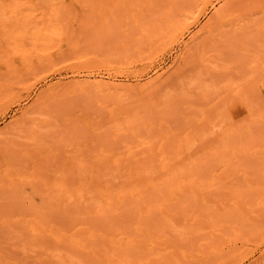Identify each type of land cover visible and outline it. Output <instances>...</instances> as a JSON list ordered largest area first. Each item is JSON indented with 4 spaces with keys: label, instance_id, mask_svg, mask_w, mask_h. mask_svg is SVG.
I'll return each instance as SVG.
<instances>
[{
    "label": "rangeland",
    "instance_id": "1",
    "mask_svg": "<svg viewBox=\"0 0 264 264\" xmlns=\"http://www.w3.org/2000/svg\"><path fill=\"white\" fill-rule=\"evenodd\" d=\"M14 1L21 3L12 6L19 10L16 16H6L11 4L0 9L7 11L0 12V64L13 51L11 46L8 51L4 27L14 21L13 27L27 31L23 42L42 67L0 110V264H109L112 259H104L102 250H111L110 238L121 236L134 246L125 248L123 264H264L263 228L249 234L238 220L235 234L233 227L220 234L204 223L216 210L211 206L229 207L235 199L252 197L251 192L264 194V121L252 126L262 156L212 158L231 141L223 133L264 96V0H205V9L178 40L152 52L142 47L146 32L139 25L147 31L153 24L146 12L157 8L164 18L183 15L201 0L4 4ZM220 6L227 15L212 33L202 32L208 37L205 45L186 48ZM133 11L149 18L137 21ZM38 30L57 33L45 41ZM83 80L122 87L111 95ZM231 147L244 146L239 141ZM92 158H197L202 160L197 166L189 164L193 159L187 164L201 171L194 189L199 195L167 192L166 198L180 199L177 204L169 199L173 207H144L141 221L132 209L111 224H96V214L75 194L89 180ZM86 226L98 231L92 240L102 245L98 254L58 233Z\"/></svg>",
    "mask_w": 264,
    "mask_h": 264
},
{
    "label": "bare ground",
    "instance_id": "2",
    "mask_svg": "<svg viewBox=\"0 0 264 264\" xmlns=\"http://www.w3.org/2000/svg\"><path fill=\"white\" fill-rule=\"evenodd\" d=\"M0 1L2 2V0ZM125 1L126 0H124L123 2ZM4 2L2 3L4 5V8H9L11 4V7L9 8L11 11L8 10L9 15L6 14L7 11H4L6 12L4 13L3 10H0V12L6 14L7 17H10L11 14L12 16H16L19 13V10L16 8L21 6L20 2L18 3L19 6H17L16 1H14L13 3L10 2L5 4ZM132 2L130 0L129 3L131 4ZM2 4L0 6V9H4L2 7ZM12 6H16V8H13ZM205 7L206 1L201 0V2L195 3V7L193 10L187 11V13L183 15L169 16L167 18H164L162 13L161 15L156 13L159 10L155 8V10H157H154V12H152L151 14L154 13L152 16L158 14L160 17L156 16L158 17L157 20L153 19L156 17L151 18V14H148V12L144 11L147 13V15L150 16V21H152L153 23L152 25L150 23L151 28H147L146 31V27H143V25H139V22H136L141 27L142 31L146 32L144 34L145 36L143 37L144 43L142 46L143 48H145L144 51L152 52L158 47H161L166 42L178 40L182 33L185 32V29H187L189 25L197 19L198 15L205 9ZM7 8L5 9L7 10ZM138 10L140 9H137V11ZM198 10L199 13L195 14ZM214 12L215 13L211 18H209L207 23L204 26L202 25V30L190 37V42H187L186 48L187 46L188 48H190L191 45H205L206 41H208V37H203L202 32L207 31V33H212V31L214 30V26H216L217 24H221L219 22H222L224 17H226L227 15L224 6L218 7V9ZM3 13H0V16H2ZM13 13L15 15H13ZM136 13H134L133 11V17H135ZM141 14L143 15V12ZM137 15L139 16L136 17L137 21H139L138 19L140 17L142 19L143 17L144 19L149 18L146 17L145 14L144 16H140V14L137 13ZM134 21L136 20L134 19ZM5 25H8V27H4V29L6 28L7 36L9 39L8 47L11 46L13 51L10 50L11 47H9L8 51L12 52H7L6 54H4V57L2 58L4 59L3 63L0 64V68H4L2 69V71H0V110H2L4 106L6 107L8 103L10 104L14 100H16V98H18V95H20V93L27 87L30 81L35 78L34 76L41 70L42 67L41 62L34 55V49L26 47V43L23 42L25 41L24 35L26 36L27 31L21 30L19 27H13L15 26L14 21H10ZM2 29L3 28H1V30ZM1 33L2 31H0V34ZM37 33L39 39L48 41L49 39L53 38V33H57V31L46 33L38 30ZM85 83L94 85L99 90L107 91L111 95L116 94L118 90H120V87H122V85L119 83L104 80H86ZM247 112L248 115L243 119H239V122L235 127L223 133V135L229 138L231 141L229 143H225L222 147L220 146L221 149L219 151H213L212 158H249L252 154H256L259 157L262 156L258 154H261L262 149L258 146V143H254L252 139V126L254 122L260 123L264 121V96L261 97V100L259 102H257V105L251 104V106L248 107ZM239 141H241L244 146L242 149L231 147L234 143L236 144ZM191 159L195 160V158H92L93 164L90 165L91 170L89 174V180L83 183V185L76 190L75 194L77 195V198H79L82 206H84L86 209L92 210V212H94L96 216L99 217L97 218L93 215L97 219L95 220L96 224H111L112 221L116 219V217H123L124 214L129 213V211L132 209L137 212L136 216L138 221H141L143 215H145L141 212L144 207H147L148 209L158 207V209L161 208L162 211V208H166L167 205L173 207L174 204H177L180 199L178 198V202L174 201L176 197H174L172 194H175V191L178 192L186 190L187 193L188 191L190 192V194L188 193V195H191V193L192 195L193 193H196V195H193L195 197L199 195V189L197 191L195 190V192L194 189H197L199 187L198 183L200 182V176L202 178L201 173H199L201 171L196 172V170H193L190 163L192 162V164H196V161L198 162L202 160H197L196 158V160L193 162ZM188 161L191 167L187 164ZM197 165L198 163L196 164V166ZM202 183L203 182H201V185H203L204 187L207 185H204ZM201 191H203V189ZM167 192H173L171 194V196H173L174 198L173 200L168 197L170 194L167 196L168 198L164 196V194ZM157 193H160V195L162 194L163 196H161L160 198H156L158 196ZM251 193L250 195H252V197L249 196V198L245 199L244 201L235 199L229 204V207L220 206V208H215V206H213L214 208H212L211 205L213 204H211V202L209 203L208 200H206L211 206V209L216 210L215 212L213 211V216H209L208 213V216H206V218L203 217L205 219L204 223L207 220V222L210 223L207 224L213 226V233H220L223 228L233 227L232 232H234L235 234L238 229H236L234 224L238 220H241L243 224L242 228L244 230L247 229V232H249V234L251 233L250 231L256 232L257 230H259L262 232V230L260 229H264V223L262 224V222L264 221V215H262L264 213V194L262 193L263 195L257 196L254 195V192ZM155 194H157V196H155ZM169 199L174 201V204L172 203L173 205L169 203ZM190 199L192 200V198ZM185 212H187V210ZM205 215L206 213L200 216L202 217ZM260 221L261 224L258 223ZM195 222L196 220H193V223ZM197 222L195 224H198ZM184 223L187 224V222ZM188 226L189 225L187 224V227ZM136 228L142 229V227L139 226V223L136 224ZM197 229L200 230V227L196 229L191 228V230ZM225 230L230 231V229ZM65 231L67 230H60L58 231V233L61 234L64 232L62 236L68 238L70 243L75 247L80 248L81 250L90 251L94 254H98L99 252H101L102 245L92 243V240L98 234V231L95 228L86 226L80 227L79 229L72 232ZM257 234L258 232H256L255 235ZM237 235L240 236V233H238ZM123 238L124 237L122 236L119 239L111 237L110 240L112 242V249L102 250V252L104 253L102 254L104 259H107L108 261L112 259V263L109 261V264H123V262H125V258L123 259L121 257L125 252V248L132 249L134 247L132 239L129 241H122ZM154 245L155 244L153 242L152 246ZM103 247H105L104 244ZM152 248L153 247H151V249ZM115 260L117 261L115 262ZM98 262H104L102 258H100V256L98 258Z\"/></svg>",
    "mask_w": 264,
    "mask_h": 264
}]
</instances>
